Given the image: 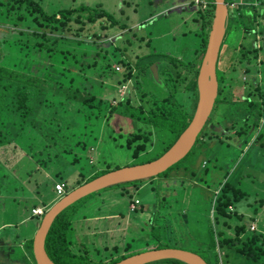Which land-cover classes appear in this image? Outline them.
I'll use <instances>...</instances> for the list:
<instances>
[{
    "label": "rangeland",
    "instance_id": "1",
    "mask_svg": "<svg viewBox=\"0 0 264 264\" xmlns=\"http://www.w3.org/2000/svg\"><path fill=\"white\" fill-rule=\"evenodd\" d=\"M37 1L48 13L72 7L74 2V0ZM83 1L90 6L99 5L102 10L111 14L116 24H124L127 28V32L123 33L119 26H116L117 29L113 28L107 34L104 29L96 26L79 37L68 34L71 43L64 45L67 51L84 52L86 60L98 58L112 61L111 67L115 74L110 78L102 76L100 80L97 78L94 80L97 83L101 81L103 86L105 84L118 87L116 81L120 79L124 70L123 62L133 63L135 56H147L153 51L156 54L165 53L187 61L190 57L189 51L195 47L194 34L200 26L199 16L196 13L199 7L194 5L195 0ZM260 2L264 4V0ZM254 7L258 15L255 24V41L261 48L264 47L262 33L264 14L260 15V9L264 10V5H259L256 0ZM108 24L107 22L106 25ZM120 33H122L120 38L115 39ZM10 37L16 36L11 34ZM244 38L238 20L233 18L228 37L222 42L220 58L216 63L217 77L221 82L219 88L222 89L223 95L236 98L240 103L246 98L254 104L261 103L263 110L259 121L261 127L264 122V73L262 72L264 52L260 50L256 63L245 64L247 56L241 58L239 50H245L253 39L249 36ZM72 40H81L82 44H75ZM116 44L119 48L125 49L122 55ZM117 56L120 57L122 64L114 63L118 60ZM147 61H158V56L146 57L143 62ZM35 62L43 66L47 61L38 58ZM245 68L246 72H244ZM80 84L82 85V82ZM103 86L101 91L99 88L95 90L97 85L90 89L91 92L97 93V99L109 100L114 104L122 96H129L133 104L138 102L135 90L128 81L119 86L116 93L106 90ZM113 96L117 98L114 99L115 101H112ZM183 101L185 107L190 108V98L184 96ZM220 112L214 109L210 116L212 125L208 123L204 128L206 146L203 145L200 153L194 152L186 160L183 158L180 163L191 166L196 171L215 172L214 183L209 182L206 192L201 188L204 186L200 182L191 187L190 183L179 179L156 178L142 183L132 182L111 186L83 197L63 210L74 217L69 231L71 243L69 253L82 258L87 255L96 264L107 263L126 252L151 247L155 243L152 236L156 235V226L164 222L168 224L167 221L173 222L170 227L177 235L163 234V240L174 242L173 246L196 251L200 246L197 239L206 241L207 228L210 224L207 218L210 219L213 212L214 201L209 202L208 196H211L224 181H229L246 193V196L236 203L235 211L243 216V222L247 223L248 229L251 231L250 225H254L255 231L260 230L264 233V136L255 142L253 138L257 132H253L250 139H247L249 143L239 146L241 138L234 133L235 129L230 128L232 126L230 121L221 122L216 126ZM233 125L239 127L237 122ZM215 126L216 129L213 130ZM34 127L33 130L29 126L25 127L24 136L27 139L22 140L21 137H17V141H14L16 147L11 143L4 145L2 149L0 146V225L7 224L0 230V264H31L29 253L21 245L20 239L23 241L31 238L37 229L38 219H42V216H32L29 206L35 204L34 208H45L46 212L58 200L51 191L52 186L57 183L66 185L65 195L81 185H78L82 178L78 175L79 172L86 178L100 168L112 171L146 163L153 155L144 153L138 157L131 156L132 148L144 140L133 142L129 152L124 149V139L125 137L130 139L131 136L125 134L123 138L113 139L115 136L103 131L95 141H92L91 134L86 138L87 147L79 148L75 145L71 147L70 143L77 141L74 138L70 141L64 139V142L61 132L56 133L54 127L48 129ZM214 132L224 144L218 147V150L212 146L215 141L207 137ZM261 132L264 133V127ZM147 133V131L142 132V137L148 135ZM148 137L153 140L152 136ZM28 139L33 142L27 141ZM81 140L84 138L81 137ZM55 142L62 146L66 144L65 147L69 152L79 156L77 166L70 164L67 157L64 158L65 155H57ZM226 143L228 144L225 145ZM68 145L70 147H67ZM144 145L146 151L151 149L149 142L146 141ZM209 146L212 148L211 151L208 149ZM24 153L29 156H22ZM214 153L218 155V159L211 156ZM202 162L206 165H201ZM80 167L82 171L78 170ZM216 194L215 192V197ZM134 200L139 204L135 206V211H132L129 206ZM190 200H198L196 203L198 205L189 209L185 217V210L181 207L184 202L189 204ZM254 209L260 211L256 216L253 213ZM154 210L157 212L156 220L153 216ZM216 250L219 254V264H254L225 246Z\"/></svg>",
    "mask_w": 264,
    "mask_h": 264
},
{
    "label": "trees",
    "instance_id": "2",
    "mask_svg": "<svg viewBox=\"0 0 264 264\" xmlns=\"http://www.w3.org/2000/svg\"><path fill=\"white\" fill-rule=\"evenodd\" d=\"M204 1L208 3L207 8L196 10L200 26L194 34L196 44L194 49L189 51V59L184 61L165 53H157V55L152 51L147 56H135L133 63L130 61L123 62L124 70L120 79L116 81V85L119 87L127 81L130 82L135 90L138 102L133 104L129 96H122L117 102L111 104L109 100L97 99V93L91 92L90 89L97 85L95 90L99 88V91H101L102 82L97 83L94 80H100L99 78L102 76L110 78L115 74L114 69L111 67L112 61L98 58L86 60L84 59V52L67 51L64 45L71 43L68 34L79 37L82 36V33L89 32L96 26L104 29L107 34L116 26H119V29L126 33V25L116 24L110 13L102 10L97 4L90 6L83 0H80V2L74 0L72 7L58 9L52 13L46 12L37 0H0L1 149L4 145L10 143L16 147L14 141H17V137H21L22 140L27 139L24 136L25 127L29 126L33 130L34 126H37L39 128L43 127V129L54 127L56 133L61 132L64 142L66 139L70 141L74 138L77 141H73L74 143H70V145L79 148L87 147L88 139L86 138L91 134L92 141L97 140L99 134L103 131L115 136L113 139L123 138L125 134L131 136L130 139L126 137L124 139V149L129 152L133 142L139 139L144 140L141 144H137L132 148L131 156L138 157L144 153H152V158L146 163L159 158L187 129L195 112L197 102L196 79L205 53L214 8L213 0ZM240 1L224 0L228 10L224 40L228 37L233 18L237 19L241 26V35L253 39L252 44L250 43L245 50H239L241 58L247 56L245 64L252 65L250 63H256L260 50L264 52V47L261 46L260 48L259 46L257 48L255 41V24L258 17L254 7V1L256 2V0H244L245 2L242 3ZM257 3L264 5L260 0H257ZM231 4L235 6L233 5V7ZM107 22L108 25H106ZM262 33H264V26ZM11 34L16 37L11 38ZM121 35L122 33L116 36L115 39L120 38ZM121 40L123 39L121 38ZM73 43L81 45L82 41L74 40ZM116 47L120 50L121 55L125 52V49L119 48L117 44ZM151 56H158V61L143 62L146 57ZM249 57H251V60H249ZM38 58L45 59L48 63L39 66L35 62V59ZM117 58L118 60L114 63L122 64L120 57L117 56ZM219 58L220 55L218 60ZM154 62L157 63V68L160 67L156 75H153L149 69ZM246 71L245 68L244 72ZM262 72L264 73V68ZM216 79L218 84L217 96L210 114V116L213 114L214 109L221 111L219 118L216 120V126L221 122L230 121L232 124L230 128L235 129L234 133L241 138L239 146L248 144L247 139H250L253 132H257L253 138L255 142L261 139L264 136V133L261 132L264 122L261 127L259 126L263 111L261 103L256 102L254 104L248 98L240 103L236 98H231L227 94L223 95L222 89L219 88L221 82H219L217 72ZM80 82H82V85ZM118 87L105 84L103 86L106 90L115 93ZM230 93L232 94L231 87ZM184 96L190 98V108L185 107ZM114 99L117 98L113 96L112 101H115ZM210 116L206 124L210 123L212 125ZM236 122L239 127L233 125ZM205 126L198 134L193 147L184 157V160L194 152L200 153L203 145L206 146ZM144 131H147L148 135L142 137L143 134L141 133ZM148 136H152L153 140ZM81 137L84 140H81ZM207 137L212 140L218 139L219 135L214 132L213 135ZM27 141L33 142L30 139ZM146 141L151 146L149 151L145 149L144 144ZM219 142L222 144L221 140ZM59 144L54 143L57 146H54L57 155H65L64 158L67 157L70 164L77 166L79 156H74L72 152H69L65 147L66 144L64 146ZM208 149L211 151V146ZM215 150H218V148H215ZM22 156L28 157L29 155L24 153ZM211 156L218 159V155H215V153ZM181 160L161 174L146 180L135 181V183H142L156 178L179 179L190 184L200 182L204 189L208 188L209 182L214 183V171L212 173L203 172V170L202 172L200 170L196 171L191 166L180 164ZM204 164L206 165V163ZM201 165L203 164L201 163ZM200 168L202 169V166ZM81 169L82 167L78 168L79 171H82ZM107 172H109L108 169L100 168L86 178L79 172L78 175L82 178L78 185L89 182ZM180 172L182 175H180ZM63 186L66 189V185ZM218 187L214 190L217 197L214 196V193L209 198V202L214 201V207L211 220L207 218L210 224L207 228L206 241L205 239H197L200 246L196 251H187L199 255L206 264H219L220 259L216 248L225 246L244 257L247 261L249 260L254 264H264V233L260 230L250 231L247 223L243 222V216L231 209L229 210L243 199L246 193L229 181H224ZM51 191L56 195L53 186ZM34 207H36L35 204L30 205L29 212ZM156 213V210H154L155 220L157 218ZM253 213L256 216L260 211L254 209ZM170 215H174V213H170ZM73 221L74 217L72 218L68 212L64 211L55 217L47 232L43 246L47 258L52 264H96L87 255L82 258L72 256L69 253L71 251L69 231ZM167 222L168 224L164 222L156 226V235L152 236L155 243L151 247L126 252L103 264H115L126 257L147 250L182 249L173 246L174 242L172 241L163 240V234L177 235L173 233V229L170 227L173 222ZM39 224L40 220L38 219L37 225L39 226ZM151 231L153 232L152 229ZM152 232L149 233L152 234ZM32 237L27 240L23 239V241L20 239V243L29 253L30 263L35 264L32 256ZM150 264L186 263L166 259Z\"/></svg>",
    "mask_w": 264,
    "mask_h": 264
},
{
    "label": "water",
    "instance_id": "3",
    "mask_svg": "<svg viewBox=\"0 0 264 264\" xmlns=\"http://www.w3.org/2000/svg\"><path fill=\"white\" fill-rule=\"evenodd\" d=\"M213 5L206 49L196 79L195 112L187 129L159 158L144 164L109 171L74 188L53 203L42 216L32 237V256L35 264H52L44 252V241L53 220L66 207L102 189L153 178L179 162L191 150L211 114L217 96L216 63L224 40L228 10L224 0H213ZM149 69L153 75H156L157 63H152ZM166 259L179 260L186 264H206L199 255L178 248L147 250L126 257L115 264H149Z\"/></svg>",
    "mask_w": 264,
    "mask_h": 264
},
{
    "label": "built area",
    "instance_id": "4",
    "mask_svg": "<svg viewBox=\"0 0 264 264\" xmlns=\"http://www.w3.org/2000/svg\"><path fill=\"white\" fill-rule=\"evenodd\" d=\"M194 5L195 6L197 5L201 9H206L208 3L206 1H204V0H195L194 1ZM231 6H233V4H231ZM259 46L260 45H258L256 43V47L258 48ZM54 188H55L54 191L56 193L57 198L58 199L61 198L64 195V192H65L64 186L62 184L57 183V184H55ZM137 204H139V202L137 200H135L134 203H131L130 206H129L130 210L133 211ZM44 213H45V208L37 207V208L31 209V215L34 216V217L43 216ZM250 229H251V231L255 230L254 225H250Z\"/></svg>",
    "mask_w": 264,
    "mask_h": 264
},
{
    "label": "crops",
    "instance_id": "5",
    "mask_svg": "<svg viewBox=\"0 0 264 264\" xmlns=\"http://www.w3.org/2000/svg\"><path fill=\"white\" fill-rule=\"evenodd\" d=\"M261 10V12H260V15H263L264 14V10L263 9H260ZM263 36H264V33H263ZM257 44H258V42H257ZM213 130H215L216 128H212ZM219 139V138H218ZM218 139H212L213 141H215L214 143H213V148L215 149V148H218V147H222L224 144L222 143V144H220V142H219V140ZM228 143H226L225 145H227ZM239 147V146H238ZM202 164H204V162H202ZM193 184V185H192ZM192 186H196V184H194V183H191V187ZM199 186V185H198ZM205 192H206V190L203 188V187H201ZM207 192H209V191H207ZM215 192H213V194H214ZM210 197V195L208 196V198ZM211 198V197H210ZM215 200V199H214ZM135 201V200H134ZM190 203L188 204V203H186V202H184L183 203V206L181 207V209H183L184 208V210H185V217L187 216V211L189 210V209H193L192 207L193 206H196V205H198V204H196V203H198V200H190L189 201ZM213 202V201H212ZM211 202V203H212ZM192 203V204H191ZM236 205V204H235ZM235 205L232 207V208H229V210L231 209L232 211H235ZM184 210H182L183 211V217H184ZM236 212V211H235ZM182 216V215H181ZM194 223H198L197 221H193ZM7 224H2V225H0L1 227H0V230H1V228L3 227V226H6ZM222 253V252H221Z\"/></svg>",
    "mask_w": 264,
    "mask_h": 264
}]
</instances>
